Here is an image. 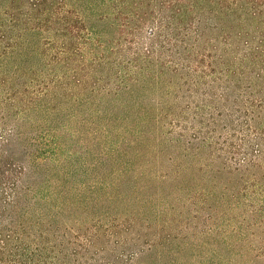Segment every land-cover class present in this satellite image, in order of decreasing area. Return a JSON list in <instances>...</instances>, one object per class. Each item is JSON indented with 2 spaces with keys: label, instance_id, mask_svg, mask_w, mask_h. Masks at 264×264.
Wrapping results in <instances>:
<instances>
[{
  "label": "trees",
  "instance_id": "16d2710c",
  "mask_svg": "<svg viewBox=\"0 0 264 264\" xmlns=\"http://www.w3.org/2000/svg\"><path fill=\"white\" fill-rule=\"evenodd\" d=\"M231 1L0 0V264H264V41L211 35Z\"/></svg>",
  "mask_w": 264,
  "mask_h": 264
},
{
  "label": "rangeland",
  "instance_id": "374dc122",
  "mask_svg": "<svg viewBox=\"0 0 264 264\" xmlns=\"http://www.w3.org/2000/svg\"><path fill=\"white\" fill-rule=\"evenodd\" d=\"M231 1V0H230ZM248 1L239 2V12L238 13H229L231 9V2H224L220 4V16H217L216 13L212 14L210 21L212 23L219 22L222 26L221 30L218 32L215 31L212 36L219 37V41L222 46L232 41L235 37L227 35L228 30L231 29L233 25L237 27H250L257 30V34H254L253 40L255 42L264 41V4L258 6V13L252 19H247L246 10L249 8L246 4ZM244 5V6H243ZM209 7L211 5L208 4ZM92 120V119H91ZM91 120L88 122H83V119H74L72 121L73 132L68 134L66 132L62 133L64 136V142L67 143V148L64 152L65 154L73 153L75 163L69 164L68 167L71 169H76L75 172H72L70 180L67 182V185L73 190L82 189L83 184L91 180L92 170L89 168L85 170L86 165L92 162L93 156V141H92V130L93 123ZM73 166V167H72ZM82 207V206H81Z\"/></svg>",
  "mask_w": 264,
  "mask_h": 264
}]
</instances>
